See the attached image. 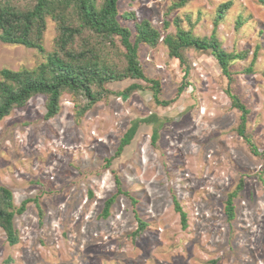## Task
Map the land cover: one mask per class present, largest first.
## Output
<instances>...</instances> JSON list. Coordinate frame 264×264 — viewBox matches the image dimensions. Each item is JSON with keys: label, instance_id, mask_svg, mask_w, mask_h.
<instances>
[{"label": "rangeland", "instance_id": "obj_1", "mask_svg": "<svg viewBox=\"0 0 264 264\" xmlns=\"http://www.w3.org/2000/svg\"><path fill=\"white\" fill-rule=\"evenodd\" d=\"M177 2L117 0L116 18L131 41L135 25L147 20L161 38L177 30L213 35L224 51H247L246 57L232 60L226 76L209 50L190 47L180 62L161 40L139 44L145 78L158 79L159 98L171 101L159 105L149 83L124 75L118 37L108 41L83 30L73 50L92 47L118 78L102 86L91 81V89L106 92L79 117L75 111L86 100L65 90L49 119L43 95L0 118V186L15 207L26 202L13 217L17 243L8 244L0 229V264H264V0L172 6ZM9 6L24 11L32 2L10 0ZM56 36L55 22L46 17L42 52L0 41V69L36 67L56 49ZM134 83L139 88L122 94ZM227 88L248 110L245 134L257 154L236 131L240 111ZM149 115L155 120L140 121ZM133 122V137L115 156ZM238 182L229 221L224 203ZM174 201L186 214L185 228ZM136 216L145 223L138 234Z\"/></svg>", "mask_w": 264, "mask_h": 264}, {"label": "trees", "instance_id": "obj_2", "mask_svg": "<svg viewBox=\"0 0 264 264\" xmlns=\"http://www.w3.org/2000/svg\"><path fill=\"white\" fill-rule=\"evenodd\" d=\"M0 5V41L4 43H15L25 47L36 48L43 51L41 45V34L45 26V18L50 17L56 25L57 36L55 50L44 55V60L32 69L19 68L12 70L0 69V118L7 116L14 108H22L34 95L45 96V118L55 116L60 109L59 100L63 91L79 93L86 100V103L75 111L76 117L81 116L94 103L100 101L105 89L94 91L91 89V81H96L102 86L105 82L116 80L117 73L107 67V62L92 47L88 50L74 51L71 47L72 40L86 30L90 33L111 41L116 36L124 49L123 58L125 63L124 75L131 79H139L149 83L154 101L159 105H168L171 101L161 100L160 82L158 79L145 78L139 59L138 45L145 44L154 46L159 40L166 45L171 57L183 61V52L192 47L199 50H209L216 59L221 72L229 76L228 66L234 59H244L247 51L226 52L217 39L212 35L209 38L193 37L184 30H177L175 35H166L161 38L147 20H141L135 25L136 36L131 41V34L128 28L117 21V0H28L32 6L24 11L16 10L9 6L10 0H3ZM189 0H178L172 6L178 7ZM126 16L133 17L132 12ZM254 55L251 64L254 61ZM251 66V65H250ZM250 71V67L247 69ZM187 73H184L186 76ZM184 80V79H183ZM185 83L177 88V94L182 91ZM139 88L137 84L127 86L122 94H129ZM225 93L231 100L233 107L240 111V121L237 126V133L249 144L252 153L257 154L253 145L245 134L246 115L248 110L239 101L237 96L231 93L229 88ZM76 108L78 103H74ZM155 120L153 115L140 119L147 123ZM137 128V122H133L122 135L115 156L122 148L129 143ZM156 132L151 133L154 139ZM110 160L106 161L109 164ZM118 184L117 179H115ZM241 189V182H238L231 193L227 195L224 203L226 219L231 221L234 217L233 199ZM121 193L120 189L103 203L102 216H107L114 199ZM126 194V193H124ZM135 203L134 199L130 198ZM26 202L15 207L12 201L11 192L0 186V229L6 235L8 244L17 243V234L13 227V217L24 211ZM174 209L179 214L182 228L186 226V214L181 210L179 204L174 201ZM137 227L135 234L141 232L145 223L137 216L135 217Z\"/></svg>", "mask_w": 264, "mask_h": 264}]
</instances>
